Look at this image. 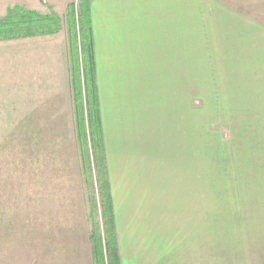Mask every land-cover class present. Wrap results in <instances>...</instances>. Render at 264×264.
<instances>
[{
	"label": "crops",
	"instance_id": "1",
	"mask_svg": "<svg viewBox=\"0 0 264 264\" xmlns=\"http://www.w3.org/2000/svg\"><path fill=\"white\" fill-rule=\"evenodd\" d=\"M214 1L88 0L119 264H264V177H199L196 131L185 137L179 123L178 78L166 99L147 95V74L181 75L213 48L216 29L202 18L205 9L206 19L222 22L229 72L248 63L264 75L263 27L249 33L247 21ZM43 4L0 0V21L13 10L45 16ZM15 36L0 38V264H95L71 135L54 125L55 82L32 80L55 73V61L40 62L54 35ZM13 74L15 85L7 79ZM39 89L47 90L42 100L25 98V90Z\"/></svg>",
	"mask_w": 264,
	"mask_h": 264
},
{
	"label": "rangeland",
	"instance_id": "2",
	"mask_svg": "<svg viewBox=\"0 0 264 264\" xmlns=\"http://www.w3.org/2000/svg\"><path fill=\"white\" fill-rule=\"evenodd\" d=\"M214 2L232 18L247 21L249 33L259 34L261 31H257L256 27L260 28V26L264 30V0H216ZM44 4L45 11L49 12L45 16L55 15L58 19V29L49 42L44 41L48 43V46L50 45V56L47 57V49L44 50L41 54H45V58L40 62L47 66L49 60V65L52 66L55 61V73L47 74L41 71L33 74L32 80L40 81V85L47 81L55 82L57 117L54 125L57 132L65 131L66 136L71 135L73 176H75L74 172L81 173L89 231L91 235L94 233L103 245L106 237L102 216L104 193H101L99 185V169L96 166L94 148L92 140L90 141V132H88L89 125L86 118L88 109L84 103L82 53L85 49L83 27L85 28L86 22L83 26L81 20L86 14L85 1L49 2L47 0ZM212 11L208 12L213 13ZM205 12L207 17V9ZM206 17L202 13L207 26L216 29L215 34L217 33L211 41L213 48L210 52L205 51L206 56L200 57L197 66L185 65L184 73L181 75L147 74V95L152 94L160 100L166 99L167 88L173 85L170 83H173L176 77L178 78L179 84L184 89V110L182 118H179L182 121L179 123L184 126L185 137L190 136L192 131L195 136L196 131L198 149H194V162L197 168L196 174L199 177H264V75L262 80L260 68L248 63H243L244 67L229 72L231 67L224 57L223 36L220 37L224 34L221 31L222 22H219L217 17L211 16L210 19ZM208 33L207 30L203 31L206 37ZM255 42L257 43L256 38L250 45L254 46ZM258 42L261 41L258 39ZM53 47L54 54L51 52ZM2 76L5 78V75ZM31 76L24 74V81L31 80ZM8 78L13 79L12 84L15 85V74L8 75ZM258 80L259 82L256 83L255 81ZM80 82L83 97L82 114H84L85 131L88 137L87 154L82 150V155L75 137L76 115L73 106L74 95L79 89ZM86 90H88L87 86ZM24 92L25 98H28L26 96L39 97L42 100L47 90H25ZM184 131H182L183 134ZM163 164L161 169L164 170ZM147 169L150 170L149 167ZM93 260L95 264H106V261Z\"/></svg>",
	"mask_w": 264,
	"mask_h": 264
},
{
	"label": "trees",
	"instance_id": "3",
	"mask_svg": "<svg viewBox=\"0 0 264 264\" xmlns=\"http://www.w3.org/2000/svg\"><path fill=\"white\" fill-rule=\"evenodd\" d=\"M85 1V16H82L81 23L83 27L85 40L83 47L85 48L82 53L83 61V84H85V100L84 103L88 109L86 118H88V125L90 132V141L92 140L94 148V158L96 166L99 169L98 180L101 186L102 196V216L104 221V233L105 240L102 245L101 240L97 238L94 233L90 235V241L92 246L93 259L97 261H106V264H119L117 249L115 245L114 231H113V217L111 210V201L109 196V188L107 175L105 170V163L103 158L101 132L99 112L96 99V87H95V74H94V58H93V45L90 33V22L88 16V0ZM58 19L55 15L40 16L28 12L23 14L19 10L9 11V15L6 20L0 21V38L6 39V37L15 38L16 34L22 32L24 36L30 37L35 34L40 36L54 35L57 32ZM86 86L87 89L86 90ZM82 94H81V82L79 89L76 90L73 100V106L76 115V137L78 140L79 148L87 154L88 137L86 135V127L84 121V114H82ZM87 168V167H86Z\"/></svg>",
	"mask_w": 264,
	"mask_h": 264
},
{
	"label": "built area",
	"instance_id": "4",
	"mask_svg": "<svg viewBox=\"0 0 264 264\" xmlns=\"http://www.w3.org/2000/svg\"><path fill=\"white\" fill-rule=\"evenodd\" d=\"M43 3H45V1H47V0H41ZM49 2H56V1H58V0H48Z\"/></svg>",
	"mask_w": 264,
	"mask_h": 264
}]
</instances>
